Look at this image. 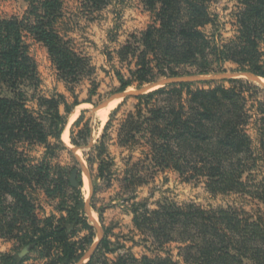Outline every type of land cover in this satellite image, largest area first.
Masks as SVG:
<instances>
[{
    "label": "trees",
    "instance_id": "16d2710c",
    "mask_svg": "<svg viewBox=\"0 0 264 264\" xmlns=\"http://www.w3.org/2000/svg\"><path fill=\"white\" fill-rule=\"evenodd\" d=\"M24 1L29 8L22 19H0V231L13 236V231L28 226L34 232L21 240L26 248H56L52 264H78L86 253L80 241L72 240L74 230L87 221L82 184L74 189L64 168L36 163L31 153L41 147L55 155L58 145L51 140L60 143L68 116L80 105L76 89L94 69L88 58L76 52L61 27L66 20L64 0ZM79 1L87 15L109 4V0ZM214 1L143 0L153 23L140 40L133 37L134 43L128 42L118 51L120 61L133 60L135 67L131 69L129 63V79L117 73L119 93L135 82L139 89L150 83L156 70L162 76L176 77L172 64H200L207 58L233 62L241 71L264 79V0L241 1L236 15L238 35L222 45L210 42L200 30L213 22L209 5ZM28 36L47 49L59 79L75 98L72 104L60 93L43 95ZM137 101L135 112L120 124L117 137L121 147L131 152L139 149L145 157L127 167L122 181L131 195L122 196L118 204L133 216V227L143 241L154 251L176 243L185 264H264V210L250 214L231 208L205 210L161 203L151 209L136 196L137 189L148 181L142 166L150 161L152 172L174 170L182 182L202 183L212 196L237 194L264 201V180L259 181L254 173L260 162L264 164V105L253 115L260 117L255 123L257 149L249 134L253 116L237 87L198 91L187 85L165 87L137 97ZM106 138L105 134L96 148L100 157L107 151ZM108 166L101 162L99 178L105 177ZM52 170L57 179L50 181ZM35 187L46 188L47 193L52 188L74 193L66 221L56 226L48 218L38 229ZM121 249L122 245L105 237L86 264H179L170 257L135 258L130 251L116 260L108 259L109 253ZM25 260L15 254L4 257L0 264H25Z\"/></svg>",
    "mask_w": 264,
    "mask_h": 264
},
{
    "label": "rangeland",
    "instance_id": "374dc122",
    "mask_svg": "<svg viewBox=\"0 0 264 264\" xmlns=\"http://www.w3.org/2000/svg\"><path fill=\"white\" fill-rule=\"evenodd\" d=\"M241 1L217 0L209 5V13L213 22L200 30L210 42L222 45L229 43L238 35L236 15ZM28 8L29 5L24 0H0V19L13 17L22 19ZM64 11L66 20L64 26L61 27L67 39L71 41L78 54L89 59L90 66L94 70L91 75L83 78L76 89L80 105L68 116V125L60 143L51 140L52 143L58 145V151L52 155L51 152H47V149L36 147L31 153L32 158L37 161L36 163L46 162L51 164L52 168L56 166L64 168L68 172L69 179L72 172L78 170V182L82 184L81 193L89 202L90 210L84 217L87 220H85V225L74 230L72 240L80 241L84 245L85 255L97 245L94 255L100 241L107 237L113 244L124 247V250L121 249L116 254L109 253L107 257L110 260H116L121 253L125 254V251H130L135 258L147 256L166 259L170 257L179 264H185L178 255L179 250L176 243L169 244L162 251L149 248L150 244L145 243L142 236L134 229L133 216L124 212L118 204L122 196L131 195L130 190L125 188L122 181L125 178L124 173L127 167L130 169L145 156L139 149L131 152L121 147L118 144L117 132L122 121L130 113L135 112V106L138 104L137 97L160 89H152L135 97L110 101L111 97L120 94L121 84L117 73L121 72L126 79H129L130 62L131 69H135L133 60L127 63L120 61L118 51L128 42L134 43L133 37L140 40L153 23V16L145 9L143 0H109V4L94 15H87L79 0H64ZM26 42L29 44L30 55L38 67L41 80L40 90L43 95L50 96L53 93H60L65 95L68 102L72 104L75 98L69 92L66 83L59 79L47 49L33 41L30 36L27 37ZM172 68L177 73L176 77L162 76L159 70H156L151 82L144 84L143 87L168 78L249 72L241 71L239 66L233 62L222 63L211 58L200 61V64H172ZM260 79L264 83V79ZM233 80L238 83H232ZM233 80L177 84L166 87L187 85L192 91L237 87L247 102L250 114L256 115L259 106L264 105V87L246 77ZM139 85V82H135L126 92H138L143 88L139 89ZM104 103L106 105L102 107ZM62 113L65 115L63 109ZM258 119L260 117L253 116L249 125V134L257 149L259 144L255 123ZM105 134L107 135L105 141L107 151L100 157L96 148L100 146ZM103 160L109 166L105 177L101 179L99 168ZM84 167L88 172L84 171ZM153 170V164L150 161L142 166V175H145L148 181L138 188L136 193L138 201H147L151 209H156L161 203L171 207L196 205L205 210L231 208L250 214H254L258 209L264 210V201H255L248 196L237 194L212 196L206 191L204 184L184 183L174 170L152 172ZM53 172L52 170L50 173V181L57 179ZM254 173L259 181L264 180V164L260 162ZM74 198L75 195L70 189L52 188L47 193L46 188L35 187L33 200L38 229L43 228L44 221L48 218L52 219L56 226L66 221L68 219L67 209L74 204ZM33 232L34 230L28 226H22L17 231H13V236L0 231V260L20 254L26 248V242H21V240L26 239ZM25 258V264H52L57 258V250L54 248L53 250L30 251L23 257ZM89 260H86L84 264Z\"/></svg>",
    "mask_w": 264,
    "mask_h": 264
},
{
    "label": "water",
    "instance_id": "95a60500",
    "mask_svg": "<svg viewBox=\"0 0 264 264\" xmlns=\"http://www.w3.org/2000/svg\"><path fill=\"white\" fill-rule=\"evenodd\" d=\"M240 77H246L250 79L251 81L258 82L264 87V83L261 82V79L257 77L255 74L250 73V72H237V73H222V74H214V75H208V76H203V77H192V78H168V79H163L159 80L149 86L141 88L138 92L136 93H127L123 92L117 95H114L111 97L110 101L116 100V99H121V98H127V97H135L140 94H143L145 92H149L152 89L156 88H164L169 85H177V84H192V83H208V82H214V81H226V80H233V79H238ZM107 103V102H106ZM104 103V105H106ZM75 152V151H74ZM84 171L88 172V170L84 167ZM70 183L71 186L74 189H79L80 184L78 182V170H74L71 174L70 177ZM90 210V205L89 202L86 201V213L88 214ZM97 245H95L83 258L78 264H84L86 260H89L93 253L95 252ZM30 252V249L27 247L25 248L20 254L19 257L23 258Z\"/></svg>",
    "mask_w": 264,
    "mask_h": 264
},
{
    "label": "bare ground",
    "instance_id": "6f19581e",
    "mask_svg": "<svg viewBox=\"0 0 264 264\" xmlns=\"http://www.w3.org/2000/svg\"><path fill=\"white\" fill-rule=\"evenodd\" d=\"M261 82L263 83V81L261 80ZM85 182L87 183V181L85 180Z\"/></svg>",
    "mask_w": 264,
    "mask_h": 264
}]
</instances>
